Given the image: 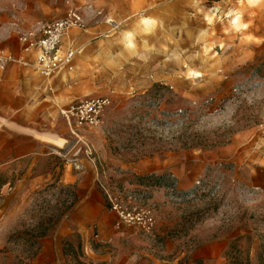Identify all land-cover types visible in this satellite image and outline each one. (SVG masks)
Listing matches in <instances>:
<instances>
[{
    "label": "rangeland",
    "instance_id": "rangeland-1",
    "mask_svg": "<svg viewBox=\"0 0 264 264\" xmlns=\"http://www.w3.org/2000/svg\"><path fill=\"white\" fill-rule=\"evenodd\" d=\"M69 9L86 31L76 73L53 75L69 93L23 120L40 147L0 173V264H31L93 177L116 220L114 204L152 210L160 251L218 239L196 264H264V0H0V20L19 35ZM95 96L98 125L66 120Z\"/></svg>",
    "mask_w": 264,
    "mask_h": 264
},
{
    "label": "crops",
    "instance_id": "crops-1",
    "mask_svg": "<svg viewBox=\"0 0 264 264\" xmlns=\"http://www.w3.org/2000/svg\"><path fill=\"white\" fill-rule=\"evenodd\" d=\"M74 30L86 32L85 29H69L60 45L62 52L74 51L73 70L54 74L76 73L80 45L76 35H72ZM17 36V24L3 17L0 20V48L5 55L18 61H8L0 66V173L15 177L22 158L40 147L26 139L30 146L24 150L23 120L26 119L28 125L38 124L39 110L52 109L69 93L61 76L46 77L32 66L21 63L34 62L37 50L24 49ZM261 136L263 151L264 137ZM98 183L105 189L102 178L91 179L84 196L61 217L56 229L40 239L31 264H196L200 260L213 261L220 255L223 246L218 239L194 242L188 246L190 249L184 257L180 253L182 248L176 250L167 244L160 251L161 244L152 234L117 224L115 217L104 207ZM6 184L5 181L3 186Z\"/></svg>",
    "mask_w": 264,
    "mask_h": 264
},
{
    "label": "built area",
    "instance_id": "built-area-1",
    "mask_svg": "<svg viewBox=\"0 0 264 264\" xmlns=\"http://www.w3.org/2000/svg\"><path fill=\"white\" fill-rule=\"evenodd\" d=\"M72 28L84 29L81 15L75 9H69L63 16L42 25L37 32L20 33L17 39L22 47L37 50V57L34 62H20L32 66L38 73L46 77L61 70H73L74 51L70 49L60 51L63 35ZM8 61L18 60L5 55L0 48V66ZM109 105L110 98L107 96L87 97L72 102L62 112L69 123L77 126H96L99 124L104 110ZM259 130L264 137V115L259 123ZM4 187L11 190L9 183ZM113 209L118 216V225L124 224L134 227L146 235L152 234L156 221L150 208L141 206L122 207L114 204Z\"/></svg>",
    "mask_w": 264,
    "mask_h": 264
}]
</instances>
